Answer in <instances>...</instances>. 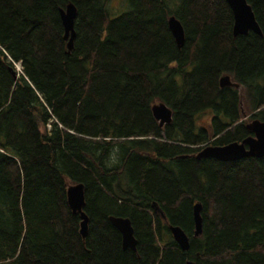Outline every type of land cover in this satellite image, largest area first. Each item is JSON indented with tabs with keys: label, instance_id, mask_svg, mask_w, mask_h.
I'll use <instances>...</instances> for the list:
<instances>
[{
	"label": "trees",
	"instance_id": "1",
	"mask_svg": "<svg viewBox=\"0 0 264 264\" xmlns=\"http://www.w3.org/2000/svg\"><path fill=\"white\" fill-rule=\"evenodd\" d=\"M114 1L0 0V264H264V157L196 159L264 121V0H246L261 35L236 37L224 0H123L118 12ZM224 75L238 90L220 87ZM160 102L172 110L163 127ZM79 183L85 238L66 199ZM112 216L130 220L135 251Z\"/></svg>",
	"mask_w": 264,
	"mask_h": 264
},
{
	"label": "water",
	"instance_id": "2",
	"mask_svg": "<svg viewBox=\"0 0 264 264\" xmlns=\"http://www.w3.org/2000/svg\"><path fill=\"white\" fill-rule=\"evenodd\" d=\"M229 6L233 16V36L247 35L249 32L261 35L260 28L255 20L253 11L246 0H224ZM77 10L73 3H68L63 9L59 10V17L64 29V40L67 41V49L70 52L76 36L74 25ZM169 31L174 38L178 48L184 45V32L180 22L175 17L168 20ZM219 85L223 87L239 88V85L231 80V77L224 75L219 79ZM152 115L159 123L160 127L169 124L172 120V110L164 103H155L152 106ZM246 128L253 133L241 142H232L224 146L207 145L202 147L196 154V159L212 158L220 162H236L245 158L264 157V121L257 119L246 124ZM67 205L72 213L79 214L80 234L85 238L88 230V220L83 212L85 206L84 187L82 184H72L66 190ZM201 204L193 207V220L195 225L194 237H198L202 232V218L200 215ZM110 223L120 233L123 249L136 250L137 241L134 231L128 218L110 217ZM169 231L173 241L182 251L189 249L188 236L176 226H169ZM186 264H194L188 261Z\"/></svg>",
	"mask_w": 264,
	"mask_h": 264
},
{
	"label": "rangeland",
	"instance_id": "3",
	"mask_svg": "<svg viewBox=\"0 0 264 264\" xmlns=\"http://www.w3.org/2000/svg\"><path fill=\"white\" fill-rule=\"evenodd\" d=\"M123 0H116V1H114V2H112L111 3V6H110V8H112V10L114 11V12H118L120 9H122V7L124 6L123 5ZM17 69V68H16ZM19 74L21 73V70H20V67H19V69H17L16 70ZM241 98H242V101H241V104H242V106H246L245 105V97H244V95H243V92L241 93ZM248 117H250V115H247L246 116V118L244 117L243 119H242V121L243 120H246ZM249 120V119H248ZM249 122H251V121H249ZM209 123V118L207 117V116H202L200 119H199V124L200 125H202V126H204V125H207Z\"/></svg>",
	"mask_w": 264,
	"mask_h": 264
},
{
	"label": "bare ground",
	"instance_id": "4",
	"mask_svg": "<svg viewBox=\"0 0 264 264\" xmlns=\"http://www.w3.org/2000/svg\"><path fill=\"white\" fill-rule=\"evenodd\" d=\"M183 27V26H182ZM180 49V48H179ZM22 70V69H21ZM23 71V70H22ZM238 90V89H237ZM152 110V109H151ZM155 210V209H154Z\"/></svg>",
	"mask_w": 264,
	"mask_h": 264
},
{
	"label": "flooded vegetation",
	"instance_id": "5",
	"mask_svg": "<svg viewBox=\"0 0 264 264\" xmlns=\"http://www.w3.org/2000/svg\"><path fill=\"white\" fill-rule=\"evenodd\" d=\"M245 118H246V116H245ZM249 123V122H248ZM247 129V128H246Z\"/></svg>",
	"mask_w": 264,
	"mask_h": 264
}]
</instances>
